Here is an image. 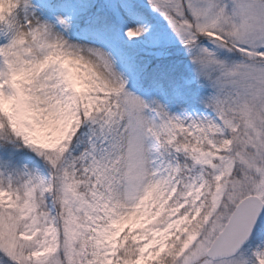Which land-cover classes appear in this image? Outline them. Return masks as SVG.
<instances>
[{"label": "snow or ice", "instance_id": "obj_1", "mask_svg": "<svg viewBox=\"0 0 264 264\" xmlns=\"http://www.w3.org/2000/svg\"><path fill=\"white\" fill-rule=\"evenodd\" d=\"M0 264H264V0H0Z\"/></svg>", "mask_w": 264, "mask_h": 264}]
</instances>
